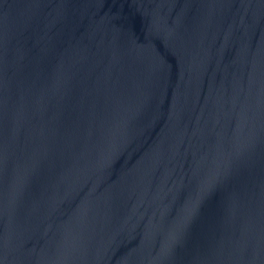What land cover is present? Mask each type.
<instances>
[{
	"label": "water",
	"instance_id": "water-1",
	"mask_svg": "<svg viewBox=\"0 0 264 264\" xmlns=\"http://www.w3.org/2000/svg\"><path fill=\"white\" fill-rule=\"evenodd\" d=\"M0 264H264V0H0Z\"/></svg>",
	"mask_w": 264,
	"mask_h": 264
}]
</instances>
